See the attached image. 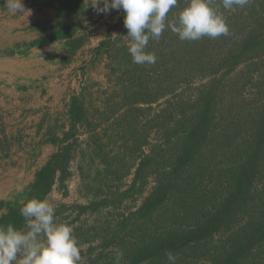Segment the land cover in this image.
Wrapping results in <instances>:
<instances>
[{"label": "trees", "instance_id": "16d2710c", "mask_svg": "<svg viewBox=\"0 0 264 264\" xmlns=\"http://www.w3.org/2000/svg\"><path fill=\"white\" fill-rule=\"evenodd\" d=\"M55 1L59 3V16L66 17L81 12V0ZM214 2L222 5L220 0H212V3ZM237 9L233 19L237 39L220 53L217 59L219 65L212 70L214 74L222 68L231 70L240 64L258 66L264 60V0H250L244 8ZM177 10V7L170 10L166 23L172 25L177 22ZM121 12L125 16L124 11ZM77 23L73 20L54 25L51 37L46 39H65V61L71 58L84 41L83 36H75ZM121 24L120 21L114 25L108 37L97 48V53L104 52L106 56L114 57L117 61L116 67L107 64L111 74H119L112 88V97L105 92L101 108L91 110L86 106V88L70 97L67 107L69 128L60 138L51 139L58 144L57 150L35 172L34 179L23 187L22 192H15L7 199L0 200V210H4L0 214V224L23 227L24 220L19 213L23 203L32 198L45 199L55 183L63 188V194H66L65 181L71 175L70 162L74 159L80 160L82 156L75 147L83 131L87 134L88 150L98 156L103 165L102 170L97 169L98 173H108L109 161L105 156L108 152L105 149L109 144H113L112 148L124 151L129 149L134 154L129 168L134 166V160L138 161L131 183L125 189L116 188L117 196L111 191L104 195V190H110V179L106 178V175H95L92 178L97 184L93 187L94 198L86 205L74 207L77 217L83 212H95L100 207L112 205L114 201L120 202L140 194L146 176L156 174V183L141 204L135 210L128 209L127 213L116 215L115 228L110 230L109 239L100 244V253L95 261L101 259L104 250L108 248L112 256L105 259V264H115L118 251L123 253L120 264H169L166 252H172L177 257L176 264H186L187 258L193 259L195 264H264V182L260 188L255 186V179L264 175V73L260 75L262 100L258 121L254 124L246 143L227 149L233 161L222 168V171L214 172L208 163L211 149L207 148V138L208 134L212 135L213 132L211 121L216 107L213 82L199 90L189 114H182L173 124L164 121L162 126L166 127L163 133L166 145L174 136L170 135L174 129L181 127V133L174 143L172 153L167 157L168 165L163 171L156 169L155 165L152 169L150 164L155 161L156 156L150 152L145 153L142 149L144 145L149 144L148 123L152 121L151 128H162L158 125L157 114L140 126L135 113H142L144 109L150 110V104L163 97V94L159 93L162 86L152 87L143 83L145 65L132 62L128 52L130 43H123L118 53L112 50L115 44L114 31L118 32V38L123 35L131 42L127 37L128 30L122 29ZM177 37L178 35L168 27L161 40H158L157 46L164 43L165 38L171 43L177 40ZM202 39L180 41L182 48L188 47L190 51L166 46L159 51L155 50L156 47H149L146 51L155 54L156 61L160 62L159 66L164 65L166 60L183 59L187 62L190 59L200 62L202 57L206 56L205 50H202L207 44V39ZM151 41L154 40L150 39L149 44ZM173 66L177 67L180 76L187 72L185 67ZM199 66H202V63ZM189 70L194 71V68L189 67ZM162 71L166 73L165 68ZM125 75L127 79H124ZM143 104H146V107H143ZM95 113L97 119L93 118ZM122 122H125L126 128L122 127ZM102 123H105L103 127ZM109 130L112 133H109ZM208 174L214 176V182L204 190L201 183L203 177ZM88 189L91 190L90 187ZM96 192L100 195L99 198H95ZM64 208L65 205H59V209ZM221 233L225 236L218 238L215 244H210L213 238ZM92 249L90 246L89 254Z\"/></svg>", "mask_w": 264, "mask_h": 264}, {"label": "rangeland", "instance_id": "374dc122", "mask_svg": "<svg viewBox=\"0 0 264 264\" xmlns=\"http://www.w3.org/2000/svg\"><path fill=\"white\" fill-rule=\"evenodd\" d=\"M187 3L188 0H178L176 6L178 8V13ZM212 6L222 14L229 26L230 33L228 36H221L215 39L203 37L202 40L207 39V44L202 50H205L204 53L206 56H203L200 62L190 59L186 62L180 58V61L166 60L163 62L164 65L162 66H159V60L152 65L145 64L144 69L146 72L143 70V75L145 76L143 83L151 85L152 87L153 85L162 86L159 93L163 94V97L157 102L150 104V110L144 109L142 113H135L140 126L147 123L152 116L157 114V119L159 121L158 125H161L160 128H162L159 129V127L157 128L155 126L151 128L152 121L148 123L149 128L146 126L149 132V144L144 145L142 149L145 153L150 152L156 156L155 161H151L150 164L152 169L155 165L156 169L163 171L168 165L167 157L172 153L174 143L181 133V127L174 129L170 133L171 136H174L171 138L168 145H166L163 134L166 127L162 125H164L165 122L173 124L182 114H189L193 109L192 103L197 98L198 92L203 86H207L213 82V87L216 91V107L214 110V117L211 121V123L213 122V125L211 124L213 132L212 135L209 133L207 138V148L211 149V154L208 156V163L212 169H214V172L222 171V168L233 161L227 149L246 143L249 140V135L254 124L258 121V112L260 111V103L262 100L260 75L264 73V60L258 66L256 64L250 66L240 64L231 70H227L225 67L216 74L212 72V70L219 65L217 59L220 53L223 52L224 48H228L232 42L236 41L238 36L233 24V19L238 9L225 10L222 5L219 6L216 2L212 3ZM123 16L122 14L119 18V22H122V29L125 28ZM118 37V32L114 31L113 39L115 44L112 50H115L117 53L123 43H130L123 35H121V38ZM167 40V38L163 39L164 43L160 42L161 44L159 46H157L159 44L157 40L151 41L147 48L156 47L157 49L155 50L157 51L164 49L165 46L166 48H182L183 44L180 42L181 40L179 37L171 43ZM187 48L188 47H183L182 49L184 51H190ZM186 53L184 54L186 55ZM104 56L107 60L106 63H110L116 67V58H109L105 53ZM187 56L188 55H186V57ZM201 63L202 66H199ZM173 65L185 67L187 72L180 76L176 69L177 67ZM155 66H157V68ZM189 67L194 68V71L189 70ZM164 68L166 69V73L162 71ZM153 69H155V71ZM106 70L107 74H105L98 83L93 82L94 84H85V101L88 110L101 108V100L105 97V92H108L109 96L112 97V88L119 74H117V72L111 74L109 67H107ZM125 78L127 79V75H125L124 79ZM138 80L141 81L142 79ZM169 89H171V91ZM163 90L166 91L164 92ZM143 107H146V104H143ZM16 111L17 109L15 111L2 110L0 112V139H2L0 142V146L2 145V147H0V154L4 157L11 152L10 147L13 145H19V147H21L22 142L28 143L31 136L30 133L34 128L38 132L40 130L39 127H36V122L33 119H26L29 114L28 111L26 113L24 111L22 113ZM45 117L46 116H44V118ZM93 118L97 119L96 113L93 115ZM93 118L92 120L94 121ZM47 120L49 122V117ZM104 124L105 123H102L101 126L103 127ZM122 127L126 128L125 122H122ZM54 130H56V128L48 125L45 132L50 135L49 133H52ZM98 130L99 129H97V132ZM109 133H112V131L109 130ZM3 137L6 138L3 139ZM86 139L87 134L81 131V136L79 137L78 145H76L75 150L82 153V156L80 160L74 159L70 162L69 168L71 175L65 181L66 194H63V188L55 183L45 199L55 207L56 222L68 224L73 228V235L76 237L78 245L82 249L83 259L80 264H105V259L112 256L108 248L104 250V255L101 259L95 260L100 253V244L109 239L110 230L115 228L116 215L121 212L127 213L128 209L135 210L141 204L144 197L153 189L156 183V174H148V176H146L140 194L132 198H125L120 202L114 201L112 205L109 204L108 206L100 207L95 212H83L77 217L74 207L77 205H86L94 198L93 187H96L97 184L92 178L95 175H106V178L109 177L110 179L108 182L110 184V190L108 188L104 190V195L109 194L111 191L117 196L116 188L120 190L125 189L131 183L138 161L133 159L135 164L133 167L129 168L128 166L132 162L134 154H132L129 149L124 151L116 147L112 148L113 144H109L105 149L108 152L105 155L106 159L109 161L107 166L108 173L105 171L98 173L97 169L102 170L103 165L100 163L98 156H95L88 150ZM103 142H106V140H103ZM81 172L83 174L82 176ZM212 178H214L212 174L203 177L201 187L204 190L208 189L214 182ZM263 182L264 175L257 177L255 179V186L260 188ZM88 187H90L91 190H89ZM13 192L11 194H13ZM99 197L100 195L97 193L95 198ZM59 205H65V208L59 209ZM179 208L178 206L177 209ZM224 236L225 234L223 233H221V235H216L210 244H215L218 238ZM104 237L107 238L103 240ZM90 246L93 247L91 254L88 253ZM186 262V264H195L193 259L190 258H187Z\"/></svg>", "mask_w": 264, "mask_h": 264}, {"label": "crops", "instance_id": "0c3cea01", "mask_svg": "<svg viewBox=\"0 0 264 264\" xmlns=\"http://www.w3.org/2000/svg\"><path fill=\"white\" fill-rule=\"evenodd\" d=\"M93 2L81 0L80 13L63 17L55 0H23L24 11L15 14L8 12L6 0H0V112L28 111L26 119H33L40 129H33L28 143L13 145L5 157L0 154V200L32 182L57 150L51 139L69 128L70 97L107 74L104 52L97 53V48L123 13L111 9L98 14ZM73 20L78 22L75 36H83L84 41L65 61V39H46L54 25ZM48 125L56 128L50 135L45 132Z\"/></svg>", "mask_w": 264, "mask_h": 264}, {"label": "clouds", "instance_id": "9594fccd", "mask_svg": "<svg viewBox=\"0 0 264 264\" xmlns=\"http://www.w3.org/2000/svg\"><path fill=\"white\" fill-rule=\"evenodd\" d=\"M223 9L244 8L250 0H220ZM102 3V7L99 6ZM178 0H94L91 4L98 14H108L111 9L123 10L124 26L130 38L128 52L138 65L156 63L154 53L147 52L149 41L159 40L170 27L181 41H198L228 36L226 20L213 6L212 0H188L180 10L175 24H168L167 16ZM9 13L23 12V0H6ZM22 192V187H17ZM24 224H0V264H80L82 249L73 235V228L57 223L55 207L47 199L32 198L19 210ZM169 264H176L177 257L166 252ZM122 252H117L115 264H120Z\"/></svg>", "mask_w": 264, "mask_h": 264}]
</instances>
